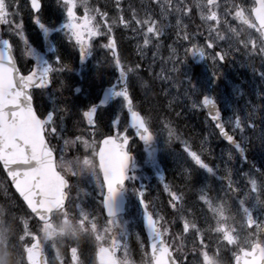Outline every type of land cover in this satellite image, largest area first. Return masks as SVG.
<instances>
[{
	"label": "snow or ice",
	"instance_id": "snow-or-ice-1",
	"mask_svg": "<svg viewBox=\"0 0 264 264\" xmlns=\"http://www.w3.org/2000/svg\"><path fill=\"white\" fill-rule=\"evenodd\" d=\"M261 122L264 0H0V264H264Z\"/></svg>",
	"mask_w": 264,
	"mask_h": 264
},
{
	"label": "rangeland",
	"instance_id": "rangeland-1",
	"mask_svg": "<svg viewBox=\"0 0 264 264\" xmlns=\"http://www.w3.org/2000/svg\"><path fill=\"white\" fill-rule=\"evenodd\" d=\"M195 71L200 72L202 71L201 66L196 65ZM225 73V80L221 82L220 88L218 91H220L222 94L224 92V85L227 84L231 80H236V82H239L240 79H247L249 80V83L251 81L250 73H246L243 69H239L235 66H228L223 69ZM223 103V102H222ZM236 107H241L240 101H234L233 102ZM201 119L202 117H197L192 114H186L184 117V120L188 124V128H194L197 131L201 130ZM260 127L264 129V122L260 123ZM156 142L159 146V161L164 168L165 173L169 178H172L175 174L176 167H177V161L182 160L183 157L180 155H177L179 151V145L178 144H167L165 143V137L162 135H157ZM223 145L217 141L216 142V150L217 153H219L220 147ZM139 162L137 164V171L139 173V179L138 183H142L145 185L150 192L155 193L157 191L158 187V176L159 173L154 166L153 162L149 160L145 152L142 150V148L138 147L136 149ZM249 161L254 162L258 167L264 168V147H261L259 143L256 144L254 148L249 152L248 154ZM235 167L237 168H243L247 170L248 164H241L239 160L236 161ZM212 183L216 186L219 185V182L216 180H212ZM129 194V193H127ZM131 195V194H130ZM138 209V204L135 201V198L133 197L132 202H130V208L128 210V213H134Z\"/></svg>",
	"mask_w": 264,
	"mask_h": 264
},
{
	"label": "water",
	"instance_id": "water-1",
	"mask_svg": "<svg viewBox=\"0 0 264 264\" xmlns=\"http://www.w3.org/2000/svg\"><path fill=\"white\" fill-rule=\"evenodd\" d=\"M157 147H156V144L154 143L153 146H152V152L151 154H153L154 156H157ZM124 204H125V201L123 199V196L120 198V207L123 208L124 207Z\"/></svg>",
	"mask_w": 264,
	"mask_h": 264
},
{
	"label": "flooded vegetation",
	"instance_id": "flooded-vegetation-1",
	"mask_svg": "<svg viewBox=\"0 0 264 264\" xmlns=\"http://www.w3.org/2000/svg\"><path fill=\"white\" fill-rule=\"evenodd\" d=\"M33 39H35V37L33 36Z\"/></svg>",
	"mask_w": 264,
	"mask_h": 264
}]
</instances>
